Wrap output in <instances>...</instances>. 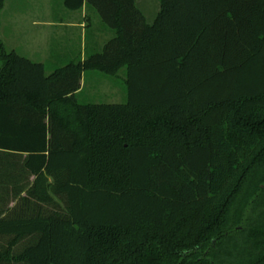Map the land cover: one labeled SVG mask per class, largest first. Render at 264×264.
<instances>
[{"label":"trees","instance_id":"obj_1","mask_svg":"<svg viewBox=\"0 0 264 264\" xmlns=\"http://www.w3.org/2000/svg\"><path fill=\"white\" fill-rule=\"evenodd\" d=\"M159 1L64 0L115 35L50 74L0 37V264H264V0Z\"/></svg>","mask_w":264,"mask_h":264},{"label":"rangeland","instance_id":"obj_2","mask_svg":"<svg viewBox=\"0 0 264 264\" xmlns=\"http://www.w3.org/2000/svg\"><path fill=\"white\" fill-rule=\"evenodd\" d=\"M63 1L64 0H6L4 15L2 16L5 24L8 21L12 22L11 28H0V37L3 42H5L7 49H15L18 53L27 56L37 62L44 61L47 74H50L55 69L68 64L73 57L72 55L75 54L76 56L77 52L81 51L82 48L80 44L81 38L77 36L79 34L78 29L73 28L74 31H72V35L74 36V39L68 40V35L71 32L70 29L58 27L47 29L45 26L32 28L34 27L33 20L35 19H64L66 22H68L70 18L81 20V11L69 13V15L72 17L66 15V13H62L67 11V9L64 7ZM136 1L138 7L145 14L148 22L153 23L157 16V13L160 10V1ZM50 5H52V8L58 10V18L49 17L47 16V13H44V11H46ZM42 13L44 15L46 14V16L42 17ZM87 21H89V28H87V45H89L88 53L90 54L102 50V48H95V39L100 40L104 36H106L104 34L105 30L111 32L110 36H108V39H111L114 36V31L102 21L97 11H91V14L89 15ZM15 30H18V33ZM20 30L22 32H20ZM50 38L51 41L48 40ZM70 43L71 47L68 49ZM80 53H78V56L80 55ZM1 67L2 62L0 60V69ZM85 73L86 74H84L82 79V92L78 94V98L81 102H127V67L122 68L116 76L108 75L94 70H89ZM14 204L15 202L12 201L8 205H6L12 207L14 206ZM5 242H7L6 238H0V247Z\"/></svg>","mask_w":264,"mask_h":264},{"label":"crops","instance_id":"obj_3","mask_svg":"<svg viewBox=\"0 0 264 264\" xmlns=\"http://www.w3.org/2000/svg\"><path fill=\"white\" fill-rule=\"evenodd\" d=\"M5 6H6V2H5ZM4 9H5V7H4ZM4 9H3V11H2V14H1V20H2V23H1V29L3 28V29H7V28H11V24H12V22L10 21H8L6 24H5V22H4V20H3V18H2V16L4 15ZM67 9V8H66ZM68 11V12H67ZM67 11H65V12H62V13H66V15H68V16H70L69 15V13H74V12H78V11H81L82 12V16H81V20H75V19H72V18H70V20L68 21V22H66L64 19H54V20H33V26L34 27H32V28H39L40 26H45L47 29H51L52 27H58V28H66V29H70V34L68 35V40H73L74 39V36L72 35V31H74V29H78V32H79V34L77 35V36H79V38H81V42H80V44H81V51H78L77 52V55L75 56V54L74 55H72L73 57L71 58V61L70 62H72V61H74V60H79V59H81V60H85L86 59V57H87V55H88V52H87V50H88V46L89 45H87V34H88V31H87V28H89V21H87L88 20V18H89V15L91 14V10H88L85 6L82 8V9H79V10H71V9H67ZM71 11V12H70ZM160 11V10H159ZM44 13H47V16H49V17H55V18H58V10H56V9H54V8H52V5H50L49 7H48V9L46 10V11H44ZM49 13V14H48ZM159 13V12H158ZM158 13H157V15H158ZM17 16V15H16ZM42 17H45L46 16V14L44 15L43 13H42V15H41ZM60 17H62V16H60ZM70 17H72V16H70ZM157 17V16H156ZM18 18V17H17ZM156 19V18H155ZM16 21H17V19H16ZM155 21V20H154ZM14 22V21H13ZM74 28V29H73ZM16 29V28H15ZM105 29V28H104ZM15 31H17V33H18V30H15ZM20 32H22L21 30H20ZM114 33V32H113ZM106 36H104L102 39H98V40H96L95 39V45H96V47L95 48H97V49H100V48H104V46H105V44L110 40V39H108V36H110V34H111V32H108L107 30H105V33H104ZM114 35H115V33H114ZM76 36V37H77ZM114 37V36H113ZM78 38V39H79ZM112 39V38H111ZM49 41H51V38L50 39H48ZM48 41V42H49ZM103 42H105V43H103ZM5 43V42H4ZM6 45V44H5ZM71 47V43H70V45H69V47H68V49ZM93 48V47H92ZM12 50H15V49H12ZM83 50H84V53H83ZM16 51V50H15ZM81 52V53H80ZM78 53H80V55L78 56ZM20 54V53H19ZM22 55V54H21ZM24 56V55H23ZM25 57H27V56H25ZM29 58V57H28ZM31 59V58H30ZM33 60V59H32ZM35 61V60H34ZM40 62V61H39ZM69 62V63H70ZM41 63H43V64H45L44 63V61H42ZM67 65V64H66ZM46 66V65H45ZM65 66V65H64ZM63 67V66H62ZM86 71H84L83 72V75H82V79H83V76H84V74H86L85 73ZM82 79H81V86H80V89H79V91L77 92V94H80L81 92H82V88H83V86H82Z\"/></svg>","mask_w":264,"mask_h":264}]
</instances>
